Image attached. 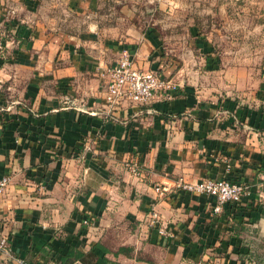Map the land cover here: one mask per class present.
Returning a JSON list of instances; mask_svg holds the SVG:
<instances>
[{
	"label": "crops",
	"instance_id": "obj_1",
	"mask_svg": "<svg viewBox=\"0 0 264 264\" xmlns=\"http://www.w3.org/2000/svg\"><path fill=\"white\" fill-rule=\"evenodd\" d=\"M97 5L0 0V177L11 178L0 239L29 264H264V67L249 98L187 83L111 109L107 68L121 49L140 68L157 62L150 40L122 45L104 32ZM64 10L79 13L76 30ZM228 166L251 195L221 213L215 198L174 188ZM158 185L172 189L160 196ZM151 211L172 238L151 228Z\"/></svg>",
	"mask_w": 264,
	"mask_h": 264
},
{
	"label": "rangeland",
	"instance_id": "obj_2",
	"mask_svg": "<svg viewBox=\"0 0 264 264\" xmlns=\"http://www.w3.org/2000/svg\"><path fill=\"white\" fill-rule=\"evenodd\" d=\"M99 27L122 45L154 46L153 69L210 97L249 98L264 67V0H97ZM68 29L78 12L64 10Z\"/></svg>",
	"mask_w": 264,
	"mask_h": 264
},
{
	"label": "built area",
	"instance_id": "obj_3",
	"mask_svg": "<svg viewBox=\"0 0 264 264\" xmlns=\"http://www.w3.org/2000/svg\"><path fill=\"white\" fill-rule=\"evenodd\" d=\"M5 46L4 40L0 39V55L4 54ZM107 74L109 85L105 93V102L111 109L119 106L124 100L147 103L152 101L157 95L169 97L179 88V85L165 79L156 71L138 67L135 64L133 53L126 46L121 49L116 63L107 68ZM131 169L135 173L140 171V167L137 164H132ZM230 170L231 166H228L226 173L228 174ZM10 182L11 178L9 176L0 177V197L7 190ZM171 187L158 185L155 189L160 196H166L171 191ZM174 188L185 193H200L215 198V213H221L227 206L232 204L237 205L243 201L245 196L251 195L249 186L243 182H233L227 176L197 181L180 179L174 185ZM149 218L151 228L161 238L170 239L174 236L173 232L162 222L161 217L156 211H151ZM84 225L90 226L91 220H84ZM12 253L13 249L9 238H1L0 254L8 257L10 264H29L24 259L14 257Z\"/></svg>",
	"mask_w": 264,
	"mask_h": 264
},
{
	"label": "trees",
	"instance_id": "obj_4",
	"mask_svg": "<svg viewBox=\"0 0 264 264\" xmlns=\"http://www.w3.org/2000/svg\"><path fill=\"white\" fill-rule=\"evenodd\" d=\"M162 75V74H161ZM233 170H232V168H231V170H230V172L228 173V175H227V177H228V179H230L231 181H233V182H241L240 180H239V178H237L235 175H234V171L232 172Z\"/></svg>",
	"mask_w": 264,
	"mask_h": 264
}]
</instances>
